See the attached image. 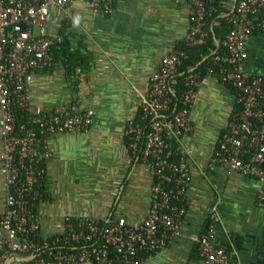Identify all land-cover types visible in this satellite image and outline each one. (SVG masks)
Wrapping results in <instances>:
<instances>
[{"label":"crops","instance_id":"1","mask_svg":"<svg viewBox=\"0 0 264 264\" xmlns=\"http://www.w3.org/2000/svg\"><path fill=\"white\" fill-rule=\"evenodd\" d=\"M219 1L229 11L221 15L227 19L235 0ZM189 9V0H116L112 12L101 16L89 11L88 0H73L49 10L48 33L66 37L72 48L89 57V68L71 76L68 66L56 60L51 69L33 72L27 85L29 111L65 106L91 111L92 122L87 132L46 138L50 157L45 162V196L32 205L40 238L61 234L66 219L124 218L135 226L148 216L152 171L132 158L124 130L137 119L161 59L182 46ZM246 52L245 72L264 77V31L249 36ZM236 108L234 90L204 76L189 114L191 129L182 139L189 151L190 174L185 215L169 246L147 256L143 264H206L198 255L197 241L212 212L218 217L216 243L227 249L230 264H264V205L257 204L264 178L227 174L211 163ZM2 142L0 138V155ZM5 197L0 159V219ZM2 252L0 239V264L16 261L3 260Z\"/></svg>","mask_w":264,"mask_h":264},{"label":"built area","instance_id":"2","mask_svg":"<svg viewBox=\"0 0 264 264\" xmlns=\"http://www.w3.org/2000/svg\"><path fill=\"white\" fill-rule=\"evenodd\" d=\"M115 1L88 0V9L94 15L106 16ZM72 2L0 0V159L6 192L0 219L2 259L14 258L13 264H143L147 256L169 246L185 215L183 202L190 174L189 151L182 139L191 129L189 114L204 76L233 89L237 105L218 140L212 165L227 174L264 178V77L244 70L249 36L264 31V0H235L226 19L231 28L222 41V51L207 60L204 74L187 71L175 99L172 86L187 58L185 48L205 44L207 19L215 12L208 7V0H189V23L181 46L184 50L179 48L161 59L149 78L137 119L128 122L124 130L132 158L147 164L154 179L146 219L135 226L124 218L102 222L66 219L61 234L40 238L32 205L44 197L42 180L50 157L46 138L87 132L92 122L91 111L76 112L65 106L36 114L29 111L27 85L32 74L51 69V48L62 41L47 31L49 10ZM16 110L28 114L18 127ZM257 204L264 205V190L258 192ZM217 223L218 217L212 212L197 241V252L206 264H230L227 249L215 240ZM27 257L30 260H24Z\"/></svg>","mask_w":264,"mask_h":264},{"label":"trees","instance_id":"3","mask_svg":"<svg viewBox=\"0 0 264 264\" xmlns=\"http://www.w3.org/2000/svg\"><path fill=\"white\" fill-rule=\"evenodd\" d=\"M208 1L211 2L208 7L211 6L215 10V12L211 13L207 19L205 30L208 32V38L205 44L202 46L191 49L185 48L187 58L183 61L182 66L179 68L178 74L175 77V83L172 86L175 99L179 97V94L182 90L183 78L187 71L189 69L195 71L200 70L204 74L205 63L214 53L218 54L222 51V41L231 28L230 24L226 21V18L221 16L223 14L229 13V11L225 8V4H221L219 0ZM61 39V43L55 44L51 48L53 62L56 60H61L64 65L68 66L69 75L71 74V76L76 70L86 71V69L89 68V57L82 56L77 48H72L66 37L64 40L62 37ZM180 49L184 50V48L181 46ZM74 88L75 87H73L72 91L76 92ZM15 117L16 126L18 127L27 119L28 114L22 110H16ZM42 192L44 193L43 196H45L43 180Z\"/></svg>","mask_w":264,"mask_h":264}]
</instances>
